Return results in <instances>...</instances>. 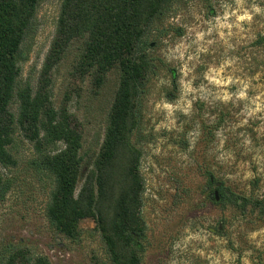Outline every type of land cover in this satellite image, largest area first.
<instances>
[{"label":"rangeland","instance_id":"1","mask_svg":"<svg viewBox=\"0 0 264 264\" xmlns=\"http://www.w3.org/2000/svg\"><path fill=\"white\" fill-rule=\"evenodd\" d=\"M61 3L41 0L23 44L21 82L35 89ZM159 25L147 40L156 68L135 136L145 181L144 264H264V212L253 204L264 201V0H178ZM82 48L73 42L46 76L54 105L78 118L91 162L121 70L113 68L96 88L92 75L77 70ZM11 150L18 165L4 169L10 189L0 197V258L20 247L51 264H112L93 219L82 221L76 241L51 226L53 180L31 164L35 145L23 131ZM208 171L228 192L253 200L244 212L215 203Z\"/></svg>","mask_w":264,"mask_h":264},{"label":"trees","instance_id":"2","mask_svg":"<svg viewBox=\"0 0 264 264\" xmlns=\"http://www.w3.org/2000/svg\"><path fill=\"white\" fill-rule=\"evenodd\" d=\"M178 0H62L56 35L38 89L22 83V48L41 0H0V197L10 189L4 169L18 165L11 150L18 130L34 143L33 167L50 176V224L67 238H81V223L95 221L112 264H144L147 223L142 149L135 136L142 122L147 83L156 65L147 51L149 32L160 27ZM76 40L83 43L80 75H92L101 89L108 73L120 68V82L98 155L87 161L84 134L67 106L57 108L46 74ZM18 101V112L12 104ZM215 203L244 212L253 200L218 185L208 171ZM214 179V180H213ZM82 185L80 186V183ZM217 198H220L218 201ZM253 204L264 212V201ZM16 248L0 264H51L46 255Z\"/></svg>","mask_w":264,"mask_h":264}]
</instances>
